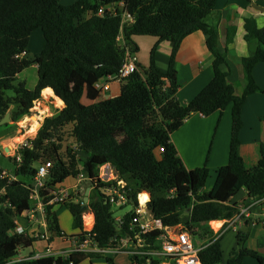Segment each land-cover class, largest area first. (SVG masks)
<instances>
[{
    "label": "trees",
    "instance_id": "1",
    "mask_svg": "<svg viewBox=\"0 0 264 264\" xmlns=\"http://www.w3.org/2000/svg\"><path fill=\"white\" fill-rule=\"evenodd\" d=\"M125 6H122L121 3ZM216 0H77L71 4L63 0H0V119L9 110L10 119L17 121L29 114L42 91L51 88L64 108L54 116L46 117L30 145L19 150L22 161L15 158L18 178L0 177V264H6L18 253L19 248H29L37 241L35 236L17 233L16 218L30 210L32 185L23 176L34 177L38 164L53 162L49 185L76 177L80 171L94 176L98 166L111 162L120 177L133 188L132 198L138 191L151 193V213L166 226L182 225L189 230L200 247L201 264H224L221 238L206 225L214 220L233 219L240 211L231 199L241 189L264 205V139L261 142V159L250 169L244 166L239 152V133L243 125L242 110L246 97L261 91L254 77V68L264 63V28L254 18L245 19V39L251 51L241 60L245 87L236 94L229 82L227 52L219 48L217 26L208 18L214 12ZM115 5L116 10L102 6ZM126 10L133 18L123 23ZM40 30L45 40L41 53L28 56L30 38ZM235 28L228 29L234 33ZM202 31L206 45L214 56L212 80L189 102L177 98L178 81L175 68L176 55L183 40L194 32ZM123 33L125 43H119ZM135 36H153L158 41L172 42L169 67L163 70L156 64V46L150 54V64H138L140 70L123 78L117 96L92 104H85L100 97L98 82L109 81L119 73L126 61L127 52L138 51ZM38 65V82L34 89L27 87L19 77L27 67ZM232 107V132L228 164L220 167L214 186L203 188L210 170L205 164L189 170L178 154L172 133L194 113L210 116L222 114ZM12 108V109H11ZM71 125V135L76 149L67 148L63 153L62 137ZM164 148L163 152H159ZM77 152L86 154L78 158ZM37 164V165H36ZM5 170L0 166V175ZM55 206L66 207L72 215V238L81 240L87 233L83 213L89 209L95 216L92 230L101 248L114 245L116 235L128 229L131 214L124 215L123 226L116 220V210L97 193L88 204L65 201L48 207L46 217L53 235L62 236L60 218ZM205 224L199 233L198 225ZM209 233H211L209 235ZM157 232L147 238L153 242ZM207 239L199 245V241ZM245 234L238 235V246L233 249L227 264H248L247 257L264 258L245 245ZM205 239V240H206ZM98 252H73L69 256L45 255L22 259L8 264H82L101 258ZM132 264H161L163 259L152 255H129ZM107 264H113L106 258Z\"/></svg>",
    "mask_w": 264,
    "mask_h": 264
},
{
    "label": "crops",
    "instance_id": "2",
    "mask_svg": "<svg viewBox=\"0 0 264 264\" xmlns=\"http://www.w3.org/2000/svg\"><path fill=\"white\" fill-rule=\"evenodd\" d=\"M75 1L77 0H68L66 3L71 4ZM247 18H254L257 24L264 28V0H216L214 12L208 18L210 24L217 26L219 48L227 52V65L224 69L229 71L228 80L233 84L238 95L243 92L245 87L241 60L248 56L251 51L250 45L245 39V19ZM230 28H235V32L229 33L228 29ZM39 37L37 36L38 39ZM206 40L207 36L202 31L194 32L183 40L176 55L177 98L182 103L191 101L214 76V56L208 50ZM134 41L138 48V51L135 52L138 64L145 67L149 66L151 51L156 46V64L163 70L168 69L173 47L172 42L168 40L158 41L153 36H135ZM119 43L122 45L125 43L123 33L119 36ZM28 68H32L34 74L37 73L36 82H38V65L36 64L24 69L19 77H24ZM254 77L261 87V91L251 93L246 97L242 110L243 125L239 133V152L247 169L255 167L261 159V142L264 139V63L260 62L256 65ZM25 80L27 87L32 89L33 87L29 86L27 79ZM109 86L108 90L101 91L98 99L90 100L84 95L88 102H83V98L82 102L92 104L117 96L120 91V82L113 81ZM48 89L50 90L47 92L49 98L52 95L57 97L51 88H46L44 91ZM44 91L42 92L44 93ZM63 106H65L64 102L60 109ZM231 132L232 107L229 106L222 114L216 112L210 116H204L201 113H194L172 133L173 142L187 169L192 170L207 164L210 173L203 188L204 191H209L214 186L218 169L229 162ZM2 168L8 175L11 173L3 166ZM9 176L18 178L16 174ZM67 179L57 186L71 185L73 181H67ZM87 189L86 187L85 191ZM39 201L36 199L31 201L30 210L16 218L17 227L22 228L23 232L30 236H35L37 241L32 247L19 248L17 255L13 258L14 261L45 256L48 248L52 252L51 255L55 256L64 255L72 249V237L70 236L76 234V231L67 233L61 223L62 215L65 214L64 211L69 210L66 207L55 206L65 235H53L46 217L49 206H45V211L42 206H38ZM231 203L240 207L239 213L233 219L214 220L220 222L218 227L213 226V221L206 224L213 234H222L221 248L224 264H227L231 251L238 246L240 233L246 235L244 245L248 249L257 251L264 258V205L259 200H255V197H252L246 189H241L231 199ZM206 225H198L197 229L201 231ZM205 239L200 240L199 245L206 242L207 239ZM115 254L106 252L104 255L106 258H111L113 264H120V256L115 258ZM246 262L248 264H264V261L260 263L253 257H247ZM105 264H107V260H105ZM129 264L132 262L130 261Z\"/></svg>",
    "mask_w": 264,
    "mask_h": 264
},
{
    "label": "built area",
    "instance_id": "3",
    "mask_svg": "<svg viewBox=\"0 0 264 264\" xmlns=\"http://www.w3.org/2000/svg\"><path fill=\"white\" fill-rule=\"evenodd\" d=\"M121 5L125 6L123 2ZM105 10L114 12L116 6L111 4L102 6L98 10V15H103ZM122 19L123 23L127 20L129 22L133 21V18L126 10L123 11ZM139 70L136 54L128 51L126 61L121 66L119 73L111 78V80L121 81L123 78ZM110 83L109 81L98 82L96 87L100 91H106L110 88ZM29 145L30 142L26 140L21 142L18 147L13 149L11 155H7L5 149H3V151L0 150V157L2 155H6L7 157L10 156L15 158L19 164L22 161L19 150ZM10 150L11 149L8 148L9 152ZM163 151L164 148L159 149V152ZM52 167L53 162L50 160L40 162L36 168L33 183L31 184L33 187L31 201L35 199L40 200L38 206H42L43 210L46 211L45 206L61 204L62 202L68 201V198L71 197L72 194L79 192V186L84 181L87 185L86 187L90 188L88 194L89 200L94 198L99 192L104 196L106 202L114 206L115 210L129 207L126 213L131 214L130 221L128 222V229H126L124 234L120 236L116 235L112 247L101 248L94 239L95 234L91 233L93 229H85L87 232L85 237L82 240L80 238H72V249L63 256H69L73 252H98L102 254L106 252H123L128 255L147 254L157 256L163 259L162 263L167 264H201L198 254L200 247L194 242L190 231L185 229L182 225L166 226L160 218H156L149 209V203L152 200L150 192L146 190L138 191L136 200L133 199L131 195L133 188L126 180L120 177V174L111 162H105L99 165L94 176H87L83 171H80L75 177L77 178V183L72 187L57 186V184L53 185L49 189L51 191H46L49 199L45 201L47 194H42V190L48 185L47 180L50 176ZM8 176L6 171L0 175L1 178H6ZM9 179L16 178L9 176ZM81 188L84 189L83 187ZM4 192V188H0V196L3 195ZM146 195L148 197L145 199L144 197ZM115 218L119 224L123 226L125 223L124 217L115 216ZM16 232L22 233L23 229L17 227ZM155 232H157V234L153 236L154 241H149L147 237ZM51 253L50 248H48L47 255H51ZM10 262L15 261L12 259L8 263ZM147 263L151 264V259H148Z\"/></svg>",
    "mask_w": 264,
    "mask_h": 264
},
{
    "label": "rangeland",
    "instance_id": "4",
    "mask_svg": "<svg viewBox=\"0 0 264 264\" xmlns=\"http://www.w3.org/2000/svg\"><path fill=\"white\" fill-rule=\"evenodd\" d=\"M67 1L68 0H63V3L67 4L66 3ZM128 23H129V21L127 20L124 24H128ZM37 36H40L39 39L37 38ZM44 47H45V40H44L42 32L40 30L35 31L32 34V39L30 40V44L28 47V50H29L28 56L30 58H33L35 54L41 53L43 51ZM26 73L27 74H25L24 77L22 76L21 79H24V80L27 79L29 86H32L34 88L36 83H37L36 82L37 81V73L34 74L32 71V68H28ZM42 95H44L46 98L44 96L42 97ZM42 95L39 99H37L34 102V106L31 109L29 114L23 115L20 119H18L15 122L10 120V121L0 125V150L1 151H3V149L6 150V148L9 147L11 150H10V152L6 151L7 155H11L13 153V149L18 147V145L21 144V142H23L25 140L30 142V139L35 138L38 131L42 127L45 118L58 114L60 112V110H62L64 108V106H63V108L60 109V107L63 104H60L61 100H59V98L53 97V95L49 98L48 97L49 95H45L43 92H42ZM83 102H85V103L88 102L85 96L83 97ZM37 106L40 109L46 110L47 112L43 115V119L41 120V125H40L38 131L37 132H28V127L24 126L25 125L24 121L26 118L31 117L33 114L40 115L39 114L40 111L38 109H36ZM71 132H72V126L68 125L65 128V134L63 135V137H62L63 141L61 142L62 143L61 151L63 153L66 152L67 148H72L73 150L76 149L75 141L71 135ZM77 157L78 158H85L86 154H84L82 152H77ZM0 164L5 169H8L11 172V173H9V175L15 174L16 166L14 164L13 159L8 158L6 155H2L0 157ZM21 179L23 181L27 182L28 184L33 183V178L30 176H23ZM76 179L77 178H75V177H69V179H67V181L72 180L73 182L71 183V185H65V187L74 186L77 183ZM47 182H49V178H48ZM52 186L53 185H49V183H48V185H47L48 188L45 187L42 190V194H47L46 191L49 190ZM86 186H87L86 183L83 181L79 186V192L72 194L71 197L68 198V200L69 201L71 200L73 202H83L85 204H88L90 202V200L85 199L86 198V191H85ZM81 187H83L84 189H82ZM49 191H51V190H49ZM48 199L49 198H48V194H47V198L45 201H47ZM128 209H129V207L123 208V209L120 208V210H117L115 212L116 216H119V217L123 216L124 217V215L126 214L125 211H127ZM64 212H65V214L62 215V219H61L62 227L67 233H71L74 230L72 227V215L67 210H65ZM86 213H91L93 215V223L91 226L86 225V221H85L86 220ZM83 218H84L85 229L86 230L93 229L94 224H95L94 213H92L89 209H87L83 213ZM197 232L203 233L200 230H198ZM115 255H116L115 258L117 256H120V261H119L120 264H129L130 259H129V255L127 253L119 252V253H116ZM105 260H106V255H104L103 257H101L99 259H95V260L93 259L92 261L87 260V261L83 262L82 264H96V263L105 264ZM162 264H167V263H162Z\"/></svg>",
    "mask_w": 264,
    "mask_h": 264
},
{
    "label": "bare ground",
    "instance_id": "5",
    "mask_svg": "<svg viewBox=\"0 0 264 264\" xmlns=\"http://www.w3.org/2000/svg\"><path fill=\"white\" fill-rule=\"evenodd\" d=\"M44 91V90H43ZM47 92H50V90H45L44 93L45 95H47ZM60 104H63V101H60ZM36 109H38L40 111V115L38 114H33L31 117L26 118L24 121V126L28 127V132H37L40 125H41V120L43 119V115L47 112L44 109H40L38 106L36 107ZM144 197V196H143ZM148 196L146 195L144 198L146 199ZM86 225L87 226H91L93 223V216L91 214H87L86 215ZM213 226L214 227H218L220 225L219 221H213Z\"/></svg>",
    "mask_w": 264,
    "mask_h": 264
},
{
    "label": "water",
    "instance_id": "6",
    "mask_svg": "<svg viewBox=\"0 0 264 264\" xmlns=\"http://www.w3.org/2000/svg\"><path fill=\"white\" fill-rule=\"evenodd\" d=\"M10 120H11L10 119V113L7 112L6 115L0 120V125L4 124V123H6V122H8ZM6 151H8V148H6ZM89 192H90V188H88L87 191H86V198L85 199H88ZM147 264H150V263H147Z\"/></svg>",
    "mask_w": 264,
    "mask_h": 264
}]
</instances>
